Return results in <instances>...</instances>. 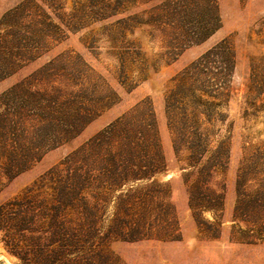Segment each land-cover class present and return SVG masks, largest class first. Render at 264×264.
<instances>
[{"label":"rangeland","instance_id":"rangeland-1","mask_svg":"<svg viewBox=\"0 0 264 264\" xmlns=\"http://www.w3.org/2000/svg\"><path fill=\"white\" fill-rule=\"evenodd\" d=\"M70 174L96 264H264V0H0V264Z\"/></svg>","mask_w":264,"mask_h":264},{"label":"trees","instance_id":"trees-1","mask_svg":"<svg viewBox=\"0 0 264 264\" xmlns=\"http://www.w3.org/2000/svg\"><path fill=\"white\" fill-rule=\"evenodd\" d=\"M196 2V1H193ZM211 10L216 14L218 5L212 3ZM218 25L211 28L210 32L197 39V43L202 42L213 32ZM34 159L23 158L14 161L10 165V173L18 169L24 171L29 162ZM152 174L148 171H138L135 179L151 178ZM82 177L77 174H70L63 184L54 187L46 199H42L35 206L40 209L41 215L49 217V232L51 235H6L8 251L17 257L20 264H96V248L91 242L93 235H79L76 228H68L63 216L66 209L74 207L82 192ZM21 207V204H19ZM3 215V214H2ZM20 215V213H19ZM38 214L28 218L27 215L21 219L22 224H29ZM72 222V219L69 220ZM78 226L83 227V223ZM139 228L135 231L138 232ZM81 231V230H80ZM89 247L86 246L90 243ZM83 260H86L83 262Z\"/></svg>","mask_w":264,"mask_h":264}]
</instances>
